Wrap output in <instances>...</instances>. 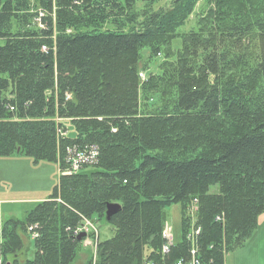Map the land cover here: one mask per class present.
Here are the masks:
<instances>
[{
    "label": "trees",
    "instance_id": "obj_1",
    "mask_svg": "<svg viewBox=\"0 0 264 264\" xmlns=\"http://www.w3.org/2000/svg\"><path fill=\"white\" fill-rule=\"evenodd\" d=\"M160 2L0 0V158L80 166L23 221L0 223V264L73 263L95 238L77 239L84 220L113 227L85 264H188L192 250L196 264H225L255 230L264 0ZM172 205L180 236L163 252ZM30 226L33 256L20 262Z\"/></svg>",
    "mask_w": 264,
    "mask_h": 264
},
{
    "label": "rangeland",
    "instance_id": "obj_2",
    "mask_svg": "<svg viewBox=\"0 0 264 264\" xmlns=\"http://www.w3.org/2000/svg\"><path fill=\"white\" fill-rule=\"evenodd\" d=\"M168 2L169 0H161L154 9L165 7ZM201 8L202 2L198 4L195 13L199 12ZM193 23L194 14L180 32H187ZM173 44L180 46V40L174 41ZM144 55L143 52V57ZM160 59L161 57H155L154 61L148 62L151 64V68H154V64H159ZM151 71L156 72V69ZM70 133L72 132L67 131V134ZM65 172L58 173L56 165L46 162L35 164L30 158L24 156L0 158V223L9 219L23 221L26 213L36 203L46 200L56 185L59 175L68 176L64 174ZM211 191H215V188ZM165 211L170 235L175 242L180 236V206L172 205ZM193 211L194 208L190 210L191 216H193ZM194 222V218H191L189 226L194 227ZM88 231L93 232L95 238L86 239L84 244L87 246L82 245L76 259L71 264H85L90 257H93L97 242L109 239L112 236L113 227L103 223H91V228H88ZM23 243V250L16 255L20 262L25 258L31 259L34 252L31 238L25 236ZM225 264H264V212L259 216L255 230L244 245L226 255Z\"/></svg>",
    "mask_w": 264,
    "mask_h": 264
},
{
    "label": "built area",
    "instance_id": "obj_3",
    "mask_svg": "<svg viewBox=\"0 0 264 264\" xmlns=\"http://www.w3.org/2000/svg\"><path fill=\"white\" fill-rule=\"evenodd\" d=\"M140 76H141V75H140ZM79 168H80V166L78 165L77 160H76V159H71V160H70V163H69V168H68L69 171H68V169L64 170V171H66L64 174L70 175V174L75 173L76 171H78ZM61 173H62V172H61ZM88 226H91V224H90L88 221L84 220V225H83V227H81L80 229H76V230H74V234L76 235V234H78V233L81 232V231H87V227H88ZM29 230H30V231H34L33 226H31V227L29 228ZM198 233H199V229H195V230L189 235V237L193 240L194 237H195L196 235H198ZM35 236H36V235H35V233L33 232V237H35ZM162 237H163V239L165 240V244L162 246V251H163V252H167V251H168V247H169V245L171 244L170 229L167 227V225H165V227H164V229H163V231H162ZM190 253H191L192 258H191V261L188 262V264H196V261L194 260V257H193L195 251L192 250ZM179 264H180V263H179Z\"/></svg>",
    "mask_w": 264,
    "mask_h": 264
},
{
    "label": "water",
    "instance_id": "obj_4",
    "mask_svg": "<svg viewBox=\"0 0 264 264\" xmlns=\"http://www.w3.org/2000/svg\"><path fill=\"white\" fill-rule=\"evenodd\" d=\"M119 209V206L117 204H110L106 207L105 212V220L108 221L110 219V216L114 214ZM82 237H84V234H81L77 237L78 240H80Z\"/></svg>",
    "mask_w": 264,
    "mask_h": 264
},
{
    "label": "crops",
    "instance_id": "obj_5",
    "mask_svg": "<svg viewBox=\"0 0 264 264\" xmlns=\"http://www.w3.org/2000/svg\"><path fill=\"white\" fill-rule=\"evenodd\" d=\"M46 199H48V197Z\"/></svg>",
    "mask_w": 264,
    "mask_h": 264
}]
</instances>
